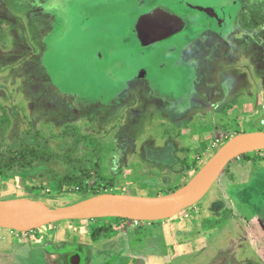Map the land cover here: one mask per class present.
Segmentation results:
<instances>
[{"label":"rangeland","instance_id":"1","mask_svg":"<svg viewBox=\"0 0 264 264\" xmlns=\"http://www.w3.org/2000/svg\"><path fill=\"white\" fill-rule=\"evenodd\" d=\"M151 1L175 5L199 26L203 16L186 5L224 4L235 8L233 22L225 34L191 30L152 47L183 49L179 61L194 73L184 70L183 79L158 72L150 89L143 78L124 91L115 66L136 57L132 50L126 56L128 26L144 0H0V200L36 196L55 209L105 194L163 196L185 186L232 137L264 132V0ZM244 155L249 159L224 168L193 212L152 225L109 217L64 221L13 231L14 243L0 229V264H16L8 249L18 239L48 233L52 241L59 231L70 247L91 244V232L96 238L120 229L128 236L124 251H157L146 258L150 264H264L259 226L251 224L249 234L235 216L210 209L231 170L264 161V150ZM115 250L108 260L118 264Z\"/></svg>","mask_w":264,"mask_h":264},{"label":"crops","instance_id":"2","mask_svg":"<svg viewBox=\"0 0 264 264\" xmlns=\"http://www.w3.org/2000/svg\"><path fill=\"white\" fill-rule=\"evenodd\" d=\"M170 1H173L175 4H177V2H175L174 0H170ZM159 3L160 1L158 3L154 1L153 3L151 2V0L150 1L144 0L142 5H145V4L146 5L142 6L139 9L137 15H139L140 13L149 11L150 9H152ZM186 6L187 7H190V6L200 7L204 9L206 8H215V9L222 8L225 10L231 9L227 5H224V4L223 5L215 4L213 6L208 5L206 7L196 6L193 4H188ZM234 10L235 8L233 9V12ZM239 10L241 9L239 8ZM232 22H233V18H232ZM129 23H130V27L128 26V29L130 30L132 26L131 20L129 21ZM230 26L224 32V34L227 33ZM126 33H128V30L124 31V37ZM129 36H131V34ZM127 43L129 45L126 44V56H130L129 53H130V50H132L136 53V57H140L141 55L142 56L146 55V57L144 58L145 60L147 59V61L145 62L141 61V58L137 59L136 57L135 59H133L132 62L130 61L126 62L125 60H123V63H122L121 59L117 61V64L115 66L117 70L114 71V73H116L114 80H117L119 83H121L122 89L127 88V90H124V91H131V90L138 88L136 86V83L138 81H141V79L143 78L148 81L142 80L141 82H143L145 85L147 84V87L150 89L152 81L154 82L156 81L155 79L156 73L158 72L163 73L165 71L166 74L173 73L183 79H184L183 76L185 75L184 70H187L190 73H194L193 68L191 70H188V66L185 65L183 61H179L180 56H183V49H180V50L176 49L175 52H172L171 46L162 47L159 50L161 51L162 49H166L167 52L164 55H160V52H158L159 50H151V49L152 47L158 48L159 45L162 46L164 44H158L155 46H151L147 49H144L138 45L137 41L132 36L131 38L128 37ZM188 45L189 43L184 48V50L188 47ZM172 54H175V55L177 54L176 58L178 59V61L172 63V59H171ZM106 58L107 60L109 59L107 55H106ZM166 60L170 61L171 66L177 62H181L182 66L181 68L178 67L177 69H172L170 66L167 65L166 67L161 69L160 61L164 62ZM189 67H192V66L189 65ZM169 69H171V71L168 72L167 70ZM193 84H192V87H193ZM182 86H183V82L181 81L180 88L183 93L185 91V88H183ZM112 87L117 88L115 84ZM240 157L237 159H241ZM257 158L256 160H254L255 162H245L244 161V164L241 165L242 166L241 170L238 171L237 173H234L231 170L229 180L225 179L224 183L222 184L223 189H221L218 193L219 200L215 202L210 208V209L212 208L218 209L223 214L226 213L228 215V213H230L229 216L231 217L235 216L236 219L238 218L237 221H239V223H241L244 226V229L248 232L250 231L249 234H251V230H252L250 228L251 224L252 225L255 224L259 226L262 233H264V161L263 160L260 161V158L259 159ZM232 161L226 167L230 166ZM237 186H247V187L243 189L241 188L239 189V187ZM225 202L227 205L225 204ZM193 207L194 206L189 207L183 211L193 209L191 210V212H193L194 211ZM181 212L175 214V216L180 214ZM220 217H223V215ZM147 223L148 224L150 223V225H152L151 223L153 222H147ZM129 228L131 229L132 227H129ZM0 229H3V228H0ZM3 230L10 231L9 235L11 236H8L7 238L6 237L5 238L6 239L12 238V241L14 243L15 240L13 239V236H14L12 234L13 231L8 230V229H3ZM33 233H36V232H33ZM115 233H116L115 235L111 233L110 235H105V236L101 235L100 237L97 236L96 238H94L93 237L94 232H91L89 233L91 237V244L81 242V244L79 245H77L76 243L70 247H67V245L65 244L66 242H64L65 240L62 241L61 237L59 236L60 235L59 231L55 232L54 236L52 237V241L48 240L50 239L48 238L50 236L48 233L42 236H33V237L30 236L24 241H20L18 239L17 240L18 242L16 241L15 248L10 247L8 249V257L16 264H21L22 261H26L27 264H108L109 256H112L111 250H114V248H116L114 255L118 257V264H150L146 258L147 257L154 258V256L158 254L155 249L154 251L148 250L145 253H138V255H135L131 252L128 253L124 251V247H123V244H125L128 240L126 230L120 229V230H117ZM44 236L47 239L44 238ZM120 236H121V239H120ZM109 237H112L111 239L113 242H109L111 240L109 239ZM249 237L251 238L252 236L249 235ZM116 239H119V242H117ZM253 240H256V239H253ZM120 241L122 242L121 245H120ZM263 241L264 239L262 240V244H263ZM63 246L67 248L64 249ZM257 246H258V242H257ZM76 247H79V250H80L78 252L76 251L77 255H75L74 254L75 251H73V249ZM72 251H73V254H71ZM109 264H116V263L109 262Z\"/></svg>","mask_w":264,"mask_h":264},{"label":"water","instance_id":"3","mask_svg":"<svg viewBox=\"0 0 264 264\" xmlns=\"http://www.w3.org/2000/svg\"><path fill=\"white\" fill-rule=\"evenodd\" d=\"M173 6L161 2L149 11L140 13L135 17L130 34L140 47L147 49L191 30L224 33L232 22V9H204L191 6L186 8L203 16V22L199 26L187 21L188 16L183 17L176 11V6ZM255 150H264V132L238 134L217 150L208 161L203 178L194 187L183 186L172 193L157 197L105 194L91 197L70 206L48 209L46 213L27 220L14 219L0 213V228L18 233H28L46 225L64 221L108 217L130 220L124 215L138 208L166 209L168 216L157 220L162 221L198 203L232 160Z\"/></svg>","mask_w":264,"mask_h":264},{"label":"bare ground","instance_id":"4","mask_svg":"<svg viewBox=\"0 0 264 264\" xmlns=\"http://www.w3.org/2000/svg\"><path fill=\"white\" fill-rule=\"evenodd\" d=\"M207 163L189 180L185 186L191 188L201 181L207 168ZM47 211V204L44 201L37 199V197L22 196L18 198L0 200V213L18 220L34 218L46 213ZM124 216L134 221L151 222L168 216V211H166V209L138 208L126 213Z\"/></svg>","mask_w":264,"mask_h":264},{"label":"flooded vegetation","instance_id":"5","mask_svg":"<svg viewBox=\"0 0 264 264\" xmlns=\"http://www.w3.org/2000/svg\"><path fill=\"white\" fill-rule=\"evenodd\" d=\"M151 2L154 3V1H151ZM144 57H146V55H143V56L141 55L140 57H136V58H137V59H138V58H141V61H144V62H145V61H147V59L145 60ZM187 66H188V70H191V68L189 67V65H187ZM86 73H87V70L85 69L84 72H83V74H86ZM184 110H185V109H182V111H184ZM73 251H75L74 254L77 255V254H76V251H77V252L80 251V250H79V247L74 248ZM73 251H72L71 254H73Z\"/></svg>","mask_w":264,"mask_h":264},{"label":"trees","instance_id":"6","mask_svg":"<svg viewBox=\"0 0 264 264\" xmlns=\"http://www.w3.org/2000/svg\"><path fill=\"white\" fill-rule=\"evenodd\" d=\"M240 158H244V159H249V157L247 156V155H242ZM256 159V158H255ZM11 164H13L12 163V161L10 162ZM7 164L8 165V167H11V164ZM7 165H2V167L4 166V168H6L7 169ZM175 191V190H174ZM36 197V196H35ZM38 198V197H37Z\"/></svg>","mask_w":264,"mask_h":264}]
</instances>
